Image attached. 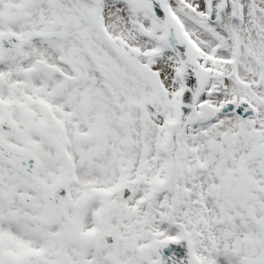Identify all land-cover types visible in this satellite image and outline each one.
Returning a JSON list of instances; mask_svg holds the SVG:
<instances>
[{"label":"snow or ice","instance_id":"6c2138e0","mask_svg":"<svg viewBox=\"0 0 264 264\" xmlns=\"http://www.w3.org/2000/svg\"><path fill=\"white\" fill-rule=\"evenodd\" d=\"M0 264H264V0H0Z\"/></svg>","mask_w":264,"mask_h":264}]
</instances>
